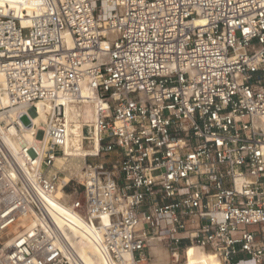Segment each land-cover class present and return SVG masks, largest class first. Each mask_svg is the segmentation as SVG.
Here are the masks:
<instances>
[{
	"label": "built area",
	"instance_id": "obj_1",
	"mask_svg": "<svg viewBox=\"0 0 264 264\" xmlns=\"http://www.w3.org/2000/svg\"><path fill=\"white\" fill-rule=\"evenodd\" d=\"M67 105L94 112L96 151L66 153ZM11 128L43 142L16 155ZM77 157L65 199L59 163ZM48 197L77 218L59 224ZM150 239L264 264V0L0 6V264H87L84 241L104 264H150Z\"/></svg>",
	"mask_w": 264,
	"mask_h": 264
},
{
	"label": "bare ground",
	"instance_id": "obj_2",
	"mask_svg": "<svg viewBox=\"0 0 264 264\" xmlns=\"http://www.w3.org/2000/svg\"><path fill=\"white\" fill-rule=\"evenodd\" d=\"M49 3V0H0V6L5 7L7 10L13 11L18 16H22L25 11L28 13L33 12L34 10H40L44 8ZM24 20L26 18L24 17ZM40 105V104H39ZM93 117L94 112L90 108L82 109L81 106L77 105H67L66 106V116L68 119V131L69 137L65 146L67 154L80 156L88 153V151H96V148L85 149L82 144V130H81V117L82 116ZM15 113L12 112V117H15ZM36 122H41L45 120L44 109L40 105V115L33 116ZM7 144L11 150L18 155L19 148L22 145L23 141H26L28 144L39 147L41 141L43 142L42 134L38 137L32 135L31 129L24 128L22 132H19L15 128H11L6 134L3 135ZM42 148H39V150ZM23 159V158H22ZM68 179H65L67 181ZM63 196V190L59 189L56 197L60 198ZM47 205H51L55 208V219L61 224L62 215L68 216L71 220H75L77 217L74 212L68 208L58 204L54 198H47ZM74 226V225H73ZM76 231V230H74ZM150 244L152 248V253L155 256L152 264H168L170 262V255L167 251H164L160 245L159 240L150 239ZM197 247L195 245H190ZM80 254L83 256L87 264H104L102 257L98 254L96 248L84 241L80 247ZM182 264H222L220 259L213 253H201L196 255L194 250H189L186 255L185 262Z\"/></svg>",
	"mask_w": 264,
	"mask_h": 264
},
{
	"label": "rangeland",
	"instance_id": "obj_3",
	"mask_svg": "<svg viewBox=\"0 0 264 264\" xmlns=\"http://www.w3.org/2000/svg\"><path fill=\"white\" fill-rule=\"evenodd\" d=\"M27 12V11H25ZM25 123H28V119L25 118L24 119ZM59 165H62L63 168H65L66 172H67V176H70V174H72L75 178L70 182V185L68 186L65 196L63 193V196L65 197V199H74L77 197L78 193H81L82 191V186L81 184L78 182V178L80 176V172H81V167L83 165V160L81 158H73L70 159L69 161H65V163L62 161L59 163ZM160 245L162 247V249L164 251H167L170 255V262L168 264H182L185 262L186 259V255L187 252L189 250H194V253L196 255H200L201 253H212V252H208V251H204L201 248L198 247H193V246H188L185 248H179L177 250H173L170 247H168L165 244H162L160 242ZM151 252V263L154 261L155 256L152 253V248L150 250Z\"/></svg>",
	"mask_w": 264,
	"mask_h": 264
}]
</instances>
